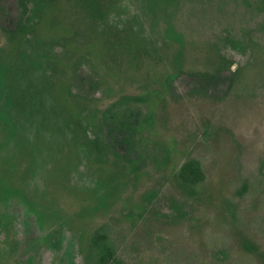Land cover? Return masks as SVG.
Instances as JSON below:
<instances>
[{"label": "rangeland", "instance_id": "obj_1", "mask_svg": "<svg viewBox=\"0 0 264 264\" xmlns=\"http://www.w3.org/2000/svg\"><path fill=\"white\" fill-rule=\"evenodd\" d=\"M219 1L0 0L3 51L46 55L0 126V264H264V0Z\"/></svg>", "mask_w": 264, "mask_h": 264}, {"label": "trees", "instance_id": "obj_2", "mask_svg": "<svg viewBox=\"0 0 264 264\" xmlns=\"http://www.w3.org/2000/svg\"><path fill=\"white\" fill-rule=\"evenodd\" d=\"M142 5L149 11L153 12L159 2L164 0H141ZM227 0L219 1L221 4ZM169 35H177L172 29H167ZM44 44L37 40L30 43V46H18L11 53H5L0 47V126L4 129L8 138H14L16 132L24 129L25 115L24 111L30 107L33 98L42 93L38 88H44V71L40 74L36 70H40L46 60V55L42 54ZM48 50L47 48H45ZM36 76V79L32 78ZM42 79V80H41ZM40 80V83L37 82ZM171 82L169 76L166 77L165 84ZM33 84H36L35 86ZM142 100L140 96L124 97L121 101L137 103ZM21 104V105H20ZM35 108L42 105L37 101L33 102ZM37 110V109H36ZM106 114H110L106 112ZM141 121H148V117H144ZM183 183L192 184L201 180V172L199 163L195 160L185 162L178 173ZM99 247L101 264H108L113 259V253L106 244L105 239L101 236L95 238Z\"/></svg>", "mask_w": 264, "mask_h": 264}]
</instances>
